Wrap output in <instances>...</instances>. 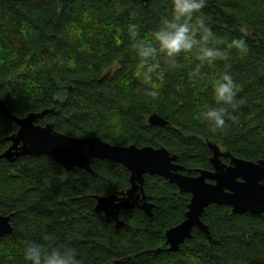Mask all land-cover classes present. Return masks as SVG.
I'll return each instance as SVG.
<instances>
[{
	"label": "trees",
	"instance_id": "trees-1",
	"mask_svg": "<svg viewBox=\"0 0 264 264\" xmlns=\"http://www.w3.org/2000/svg\"><path fill=\"white\" fill-rule=\"evenodd\" d=\"M172 0H0V100L20 119L53 110L38 122L74 138L96 137L115 146L166 148L185 173L210 170L209 143L246 161L264 160V0H207L203 19L210 47L227 60L205 64L193 54L161 66L145 79L147 65L133 40L151 41L171 18ZM243 39L246 52L227 49ZM237 85L235 121L212 133L202 113L215 107L211 86L223 72ZM156 89V99L147 92ZM157 114L166 128L148 124ZM0 113V155L18 132ZM93 173L67 172L49 156L0 159V213L11 216L13 235L0 238V264H25L26 242L75 248L83 264H264V215H233L211 205L199 230L167 252L166 233L185 220L190 195L158 176H145L153 216L122 211L125 225L96 211V196L121 195L130 174L120 164L94 160Z\"/></svg>",
	"mask_w": 264,
	"mask_h": 264
},
{
	"label": "water",
	"instance_id": "water-1",
	"mask_svg": "<svg viewBox=\"0 0 264 264\" xmlns=\"http://www.w3.org/2000/svg\"><path fill=\"white\" fill-rule=\"evenodd\" d=\"M147 4L150 0H139ZM0 113L15 122L19 130L8 138L11 146L0 155L14 163L24 157L49 156L67 172L80 168L93 173L94 160L112 161L123 166L130 174V189L121 195L96 196V211L113 220L116 228L125 225L120 213L139 209L149 217L153 216L154 204L145 191V176H158L178 187L180 192L191 195L185 220L166 233L167 252H179L181 246L191 239L195 229L203 233L211 242L208 226L201 220L205 210L211 205L227 206L233 215H264V160L246 161L222 152L217 145L209 143L212 152V171L201 170L199 176L182 174L183 167L178 157L166 148H139L115 146L96 137L74 138L56 131L53 124L39 125L38 122L53 110L32 113L20 119L12 115L0 100ZM149 126L166 128L165 119L154 114L148 119ZM222 158H229L225 164ZM11 216L0 213V238L13 235Z\"/></svg>",
	"mask_w": 264,
	"mask_h": 264
},
{
	"label": "clouds",
	"instance_id": "clouds-1",
	"mask_svg": "<svg viewBox=\"0 0 264 264\" xmlns=\"http://www.w3.org/2000/svg\"><path fill=\"white\" fill-rule=\"evenodd\" d=\"M172 3L171 18L164 20L154 31L151 41L133 40V49L147 65L146 80H151V73L161 66L159 63H150L155 57H162L170 68H178L177 58L182 54L195 55L199 63L192 73L193 77L200 75L205 64L229 58L227 50L208 46L212 32L205 24L202 11L207 6V0H172ZM227 49L244 53L246 43L243 39H235L227 45ZM211 91L216 106L207 108L202 113V119L212 133H217L225 129L227 121L237 119L233 115L238 108L237 85L233 76L225 71L214 81ZM158 95L156 89L147 92V96L152 99ZM24 261L25 264H83L79 252L71 246L50 244L41 247L32 242H26Z\"/></svg>",
	"mask_w": 264,
	"mask_h": 264
},
{
	"label": "flooded vegetation",
	"instance_id": "flooded-vegetation-1",
	"mask_svg": "<svg viewBox=\"0 0 264 264\" xmlns=\"http://www.w3.org/2000/svg\"><path fill=\"white\" fill-rule=\"evenodd\" d=\"M223 152V151H222ZM222 161L225 163V164H228L229 165V163H230V159L229 158H222ZM210 162V161H209ZM180 165V164H179ZM211 165V164H210ZM181 166V165H180ZM182 167V166H181ZM185 170H184V167H183V170H182V174H184V175H190V176H193V175H191V173L189 172V173H185L184 172ZM209 171H212V166H211V169L209 170ZM200 172V171H199ZM199 172H198V174L197 175H195V176H193V177H196V176H199ZM180 191V190H179ZM185 194V193H184ZM190 195V194H189ZM190 197H191V195H190ZM190 200H191V198H190ZM169 247V246H168Z\"/></svg>",
	"mask_w": 264,
	"mask_h": 264
},
{
	"label": "bare ground",
	"instance_id": "bare-ground-1",
	"mask_svg": "<svg viewBox=\"0 0 264 264\" xmlns=\"http://www.w3.org/2000/svg\"><path fill=\"white\" fill-rule=\"evenodd\" d=\"M163 119H164V118H163ZM167 122H168V121H167ZM169 123H170V122H169ZM169 126H170V125H169ZM169 126H168V127H169ZM7 139H8V138H7ZM168 248H169V247H168Z\"/></svg>",
	"mask_w": 264,
	"mask_h": 264
}]
</instances>
